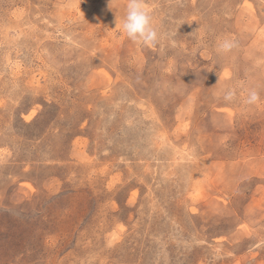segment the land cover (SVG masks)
<instances>
[{"label":"rangeland","instance_id":"rangeland-1","mask_svg":"<svg viewBox=\"0 0 264 264\" xmlns=\"http://www.w3.org/2000/svg\"><path fill=\"white\" fill-rule=\"evenodd\" d=\"M144 4L0 0V264H264V0Z\"/></svg>","mask_w":264,"mask_h":264},{"label":"clouds","instance_id":"clouds-1","mask_svg":"<svg viewBox=\"0 0 264 264\" xmlns=\"http://www.w3.org/2000/svg\"><path fill=\"white\" fill-rule=\"evenodd\" d=\"M115 28H120L127 38L144 46L155 47L162 39L161 34L153 24V18L145 6L144 0H127L123 18L120 19L116 16ZM235 46L233 40L225 38L218 43L217 50L218 52L227 53ZM235 98L236 92L233 89L224 92L223 99L226 102H232ZM260 99L259 92L256 89H250L245 102L254 105Z\"/></svg>","mask_w":264,"mask_h":264}]
</instances>
